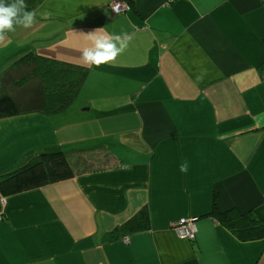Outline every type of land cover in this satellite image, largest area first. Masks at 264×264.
Masks as SVG:
<instances>
[{
    "label": "crops",
    "instance_id": "0c3cea01",
    "mask_svg": "<svg viewBox=\"0 0 264 264\" xmlns=\"http://www.w3.org/2000/svg\"><path fill=\"white\" fill-rule=\"evenodd\" d=\"M127 1L115 15L111 0H25L34 24L0 39V73L31 50L88 69L62 114L0 119V174L48 149L74 173L0 196V264H264V238L212 215L264 226V0ZM97 29L127 47L94 66L82 50ZM143 208L147 230L108 240ZM182 218L194 241L175 234Z\"/></svg>",
    "mask_w": 264,
    "mask_h": 264
},
{
    "label": "trees",
    "instance_id": "16d2710c",
    "mask_svg": "<svg viewBox=\"0 0 264 264\" xmlns=\"http://www.w3.org/2000/svg\"><path fill=\"white\" fill-rule=\"evenodd\" d=\"M126 1L131 6V3ZM264 77V65L260 67ZM88 69L28 51L0 73V119L38 113L55 116L65 112L83 85ZM66 155L60 149L33 154L26 164L0 174V196L7 198L73 178ZM238 240L264 238V226L252 213L233 211L212 214ZM149 228L148 211L141 209L132 219L107 234L108 240Z\"/></svg>",
    "mask_w": 264,
    "mask_h": 264
},
{
    "label": "clouds",
    "instance_id": "9594fccd",
    "mask_svg": "<svg viewBox=\"0 0 264 264\" xmlns=\"http://www.w3.org/2000/svg\"><path fill=\"white\" fill-rule=\"evenodd\" d=\"M117 3L114 11H119ZM35 10H29L25 0H0V39L3 38L5 32L14 31L16 26L30 28L37 17ZM51 14L49 12L39 13L42 20H47ZM102 29V28H101ZM101 29H97L87 34L91 41L90 47L82 50V58L86 64L99 66L113 61L127 47V38L116 34L103 33ZM264 112L256 117L258 125L264 123ZM189 165L184 162L180 165V171L188 172Z\"/></svg>",
    "mask_w": 264,
    "mask_h": 264
},
{
    "label": "built area",
    "instance_id": "2783aa9c",
    "mask_svg": "<svg viewBox=\"0 0 264 264\" xmlns=\"http://www.w3.org/2000/svg\"><path fill=\"white\" fill-rule=\"evenodd\" d=\"M119 4V11L115 12L114 8L116 4ZM109 10L115 14V15H121L126 13L130 10V7L126 1H119V0H111V3L109 4ZM174 232L180 239H185L188 241H194L197 227L196 222L193 218H182L179 219L177 222H175L174 226ZM127 242V240H124Z\"/></svg>",
    "mask_w": 264,
    "mask_h": 264
}]
</instances>
